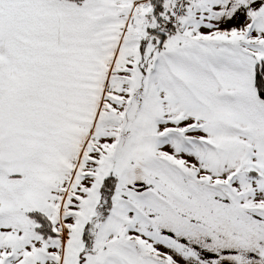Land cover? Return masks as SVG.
Here are the masks:
<instances>
[{"label": "snow or ice", "instance_id": "6c2138e0", "mask_svg": "<svg viewBox=\"0 0 264 264\" xmlns=\"http://www.w3.org/2000/svg\"><path fill=\"white\" fill-rule=\"evenodd\" d=\"M0 264H264V0H0Z\"/></svg>", "mask_w": 264, "mask_h": 264}]
</instances>
